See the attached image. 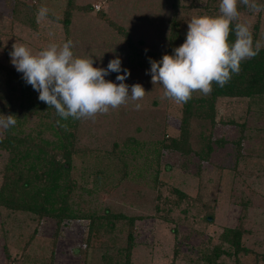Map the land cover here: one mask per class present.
Returning <instances> with one entry per match:
<instances>
[{
  "label": "rangeland",
  "instance_id": "obj_1",
  "mask_svg": "<svg viewBox=\"0 0 264 264\" xmlns=\"http://www.w3.org/2000/svg\"><path fill=\"white\" fill-rule=\"evenodd\" d=\"M179 1L178 18L187 29V23L193 16H199L206 0ZM255 2L264 6V0ZM73 3L85 9L74 10L65 27L67 0H0V64L15 69L9 56L15 42L36 52L49 43L71 40L74 54L93 58L94 67L106 68L118 56L121 68L130 73L124 82L129 86L141 84L146 95L140 101L129 100L118 109L97 115L101 117L83 126L80 156L75 159L72 171L78 187L72 209H82L80 213L95 216L108 210L115 215L141 218L136 220L133 229L131 264H203L201 251L210 248L208 238L216 243L223 228L238 224L246 231L245 246L253 251L239 255L238 264H264L261 257L264 255V133L257 132V128L264 126V117H259L258 106H252L247 114L244 113L246 100L217 101L216 121L240 123L246 119L250 130L241 135L235 125H217L211 138H224L226 144L221 149L214 147L210 163H201L196 155L186 157L166 152L158 165L146 164L143 150L153 147L165 136L178 137L181 105L163 98L162 87L151 83V75L146 74L148 70L129 68L130 55L134 49L152 53L166 51L173 0H75ZM190 3L196 10L189 12ZM41 7L48 9V15L38 21L37 12ZM236 22L249 25L256 40L253 44L264 47V11L257 13L248 8ZM115 78L110 81L118 83ZM136 103L142 105L139 110L135 108ZM209 129L207 122L192 120L189 141L195 152L203 146L200 135L206 136ZM2 136L3 129H0ZM241 136L242 156L237 158V147L232 142ZM127 138L142 145L135 155L127 153L122 160L117 153L124 150ZM7 158V153L0 150V185ZM184 163L186 166L182 168ZM101 171L102 179L96 180L95 173ZM237 177L245 178L248 184H236ZM155 178L163 184L158 186L163 198L174 199L168 191L172 186L190 197L191 204L195 200L193 206L186 202L180 207L157 202ZM157 204L160 209L172 208L169 224L157 218L165 214V211H156ZM202 206L213 211V217L207 218L208 223L202 220L205 213ZM33 218L36 220L26 213L0 208V264H83L85 256L87 264L100 263L105 250L85 248L87 219L68 221L54 239L55 222L45 219L38 225ZM115 229L114 246L105 251L112 256L118 248L126 246V221L117 222ZM6 251L10 258L6 257ZM176 252L178 255L174 256ZM121 259L124 260L123 255ZM225 264L235 263L226 259Z\"/></svg>",
  "mask_w": 264,
  "mask_h": 264
},
{
  "label": "trees",
  "instance_id": "obj_2",
  "mask_svg": "<svg viewBox=\"0 0 264 264\" xmlns=\"http://www.w3.org/2000/svg\"><path fill=\"white\" fill-rule=\"evenodd\" d=\"M74 1L67 0L65 27L69 24L68 18L74 10L81 9L83 11L85 9L73 5ZM219 2L220 0H206L201 7L203 13L199 11V15H217ZM17 4L22 3L18 2ZM193 6L190 3L189 12L196 10ZM180 7V1L173 0L172 18L166 39V51L164 53H152L136 51L134 49L132 55H130L129 68L149 71V58L159 61L162 55H171L172 50L184 42L187 29L182 27L179 21L180 18H178ZM14 8L12 7L13 11ZM246 9L248 10L247 6L238 3L239 13H242ZM235 23L237 22H233V27ZM234 39L233 33L229 37V42L234 41ZM126 41L128 46L131 47L128 38H126ZM254 41L256 42V40H253V43ZM253 47L257 54L243 61L239 74H233L226 85L220 87L213 83L210 94L203 95L200 92H194L192 98L187 103L180 104L178 137L169 138L165 136L160 141L157 140L153 144V147L143 150L145 156H147L146 164L150 165L154 162V164L158 165L159 160L166 152L177 153L180 156L186 157L191 154L196 155L201 163L208 164L215 151L214 147L221 149L226 144L224 138H211V133L214 132L217 125H235L241 135L250 130L246 119L240 123L216 121V115L218 114L217 101L219 99L246 100L247 107L244 113L247 112L248 114V110L256 105L258 106L257 113L259 117H264V47H257L254 44ZM137 57L138 60H135ZM116 75L118 73H114L107 80H112ZM153 105H155V102H153ZM10 114L16 116L17 124L13 128L3 130V136L0 137V150L8 155L1 173L0 208L12 213L19 212L33 216L36 218V220L33 218V221L38 222V225L41 224V220H53L55 222L54 239L60 235L61 229L65 228V224L68 221L87 219L89 224L87 236L85 237V248H92V250H100L102 248L105 251L112 250L116 223L125 220L128 227L126 246L118 248L114 252V256L104 251L100 256V263L98 262V264H131V251L134 245L133 229L136 220L141 218H128L124 215H115L109 213L108 210H105L103 215L95 216L93 213H80L83 212L82 209L77 211L72 209V199L78 188L77 181L72 175L74 161L80 156L79 140L83 126L86 122L92 120H73L71 118L67 121L62 120L56 114L54 108L48 107L45 103L38 100V92L25 83L22 79V73H18L16 69H11L0 64V115ZM99 118L96 117L94 119ZM196 118L207 122L210 128L206 136L200 135L203 146L198 152L192 149L189 141L191 122ZM58 120H60L61 125H66V127L58 126ZM258 130L259 128H257V132L264 133V126L260 129L261 131ZM242 141L241 136L238 140L232 142L237 147V158L242 156ZM140 145L142 144L135 142L133 138H127L123 144L124 150L119 151L117 154L122 156L123 160L127 153L135 155ZM181 166L183 168L186 164L184 163ZM95 176L96 180H101L103 172H96ZM235 181L236 184H248L245 178L239 180L237 177ZM153 182L154 189L156 188L157 190V202H162V205L169 204L170 206L180 207L184 202L187 205L191 204L192 199L190 197L172 186L168 188V191L169 195L174 197V199H170L171 197L163 198L158 188V186L163 184L157 181L156 178ZM194 201H192L191 206H193ZM202 208L205 210L202 220L208 223L207 218L213 217V211L208 206H202ZM164 209H160L157 204L156 211L160 212L162 210L163 213L165 211L164 215L157 218L169 224L171 222L169 215L172 208L168 207L166 210ZM181 211L184 212V209ZM175 230L173 229L172 232L175 233ZM35 232H37V229ZM245 235V229L241 224H238L232 228H223L217 236L216 243H212L210 238L206 239L210 248L201 251L202 263L225 264L226 259H232L235 264H238L239 255L253 253L244 244ZM31 237L33 238V236ZM189 238L186 237L187 240ZM95 245L96 247H94ZM53 252L51 253V259L53 258ZM121 255H123L124 260L121 259ZM177 255V252L176 254L174 253V256ZM6 257L10 258L8 251H6ZM117 257L118 259L116 260ZM261 257L264 261V255ZM87 262L85 256L83 264H87Z\"/></svg>",
  "mask_w": 264,
  "mask_h": 264
},
{
  "label": "clouds",
  "instance_id": "obj_3",
  "mask_svg": "<svg viewBox=\"0 0 264 264\" xmlns=\"http://www.w3.org/2000/svg\"><path fill=\"white\" fill-rule=\"evenodd\" d=\"M238 3L253 12L264 11V6L255 0H220L218 14L215 16H193L187 23L184 42L172 50V54L162 55L159 61L149 58L151 83L163 89V98L177 104L187 103L194 92L208 95L212 85L223 87L239 74L241 63L254 57L250 26L235 23L240 15ZM48 9L41 7L37 19L47 18ZM234 33L235 39L229 42ZM73 42L62 44L49 43L46 47L33 52L23 43H13L9 53L10 62L22 79L38 92V100L54 108L56 114L67 121L94 119L97 115L107 114L118 109L129 100L140 101L146 92L141 84L131 86L124 81L130 75L121 68V59H111L106 68L94 67L91 57L76 56ZM147 52V49H145ZM116 75L118 83L106 80L110 73ZM141 104L136 103L139 110ZM15 115H0V129L15 127ZM60 127V120L57 121Z\"/></svg>",
  "mask_w": 264,
  "mask_h": 264
},
{
  "label": "built area",
  "instance_id": "obj_4",
  "mask_svg": "<svg viewBox=\"0 0 264 264\" xmlns=\"http://www.w3.org/2000/svg\"><path fill=\"white\" fill-rule=\"evenodd\" d=\"M95 9H96V10H98V9H99V7H98V6H95Z\"/></svg>",
  "mask_w": 264,
  "mask_h": 264
}]
</instances>
